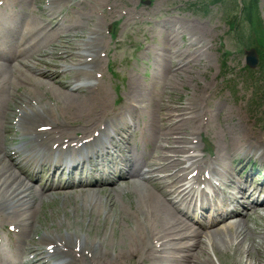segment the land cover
<instances>
[{
  "label": "bare ground",
  "instance_id": "1",
  "mask_svg": "<svg viewBox=\"0 0 264 264\" xmlns=\"http://www.w3.org/2000/svg\"><path fill=\"white\" fill-rule=\"evenodd\" d=\"M66 1L51 0V3ZM120 1L101 0L100 7L106 8L109 17L120 14L127 25L137 23L142 13L125 10ZM9 2L26 8L34 4L40 28L21 23L18 18L21 13L15 17L8 13L10 18L7 17L8 22L2 27L10 29V34H5V41L8 43L11 39V46H14L11 51L0 49V223L4 229L10 227L8 237L12 239L13 260L3 257L0 252V264H62L61 260H67L63 264L109 263L110 254L103 251L100 239L87 236L84 239L78 230L74 234L67 230L64 235L55 230L48 232L49 227L38 221L40 202L48 194L74 200L97 196L99 202L103 197L108 215L123 214L117 207V195L127 194L134 198L132 214L137 219L157 221L159 227L155 233L141 229L134 242V251L119 252V261L129 257L132 261L142 259L147 262L164 252L173 255L175 264H214L209 255L210 248L218 255L229 250L239 253L240 259H233L232 264H264V241L259 242V239L264 240V225L258 222L251 225L249 219L251 216L261 219L258 210H264V184L247 186V181L237 179L240 167L246 169L256 154H260L258 160L264 161V137L241 120L228 122L225 119V131L230 135L236 133L235 138L227 136V139L223 134L226 143L224 146L218 140L215 158L186 156L198 150L196 135L203 129L211 131L212 125L204 120L212 122L215 111L211 110L210 99L204 103L198 97H188L181 104L172 92L183 83V74L192 66H199L200 59L205 61L210 57L195 43L186 48L189 57L183 53L174 54L175 60L167 64L166 76L171 75L175 81L165 93L168 101L161 100L156 106L158 117L151 123L153 138L157 139V144L160 140L164 144L155 156L152 154L143 159L130 158L129 151L135 155L138 148L125 145L117 160L108 151L102 153L100 150L108 145L118 148V139L110 138L108 134L119 127L114 119L121 118L123 113L108 107L110 95L100 82L89 86L83 84L103 80L99 47L105 44V38L94 8L81 13V19L72 21L62 31L67 19L60 20L58 13L50 9L52 6H43V0ZM76 5L83 9L79 2ZM6 7V0H0V8L8 11ZM35 28L40 35L46 37L49 34L60 40L56 48L55 43L49 44L51 49L44 52L53 50L49 57L40 49L41 40L34 39ZM198 28L203 30L200 24L193 25L192 30ZM82 30L86 35L95 36L94 41L87 37L89 42L78 43V34ZM24 43L29 45L27 50L22 47ZM91 43L93 46L89 47ZM4 44L0 41V47ZM195 47L197 49L191 54ZM196 54H199L198 58L192 59ZM58 61L68 62L69 67H62L63 72L49 71V68L59 67ZM67 70L69 72L63 74ZM69 75L72 76L70 81L64 83L62 79L65 76L68 79ZM59 77L60 81H56ZM71 86L74 89L69 92ZM19 87H25L23 93L18 91ZM44 88L57 92L60 100L56 107L69 112L62 111L68 116L67 123L57 120L55 109L37 102V90ZM137 93V83L132 79L129 102L124 103V110L130 115L135 109L132 102L139 97ZM15 118L21 138L29 136L32 139L29 144L25 143V152L22 147L9 148L7 145V134L13 133L10 125ZM124 127L121 126L123 130ZM147 130L144 129L146 133ZM123 141L128 143L127 139L123 138ZM83 151L90 155L84 156ZM239 153L243 158L233 166ZM185 164L189 166L184 167ZM87 169L90 170L86 176L80 177V172ZM253 170L251 167L247 178L252 176ZM57 173L65 176L64 185L50 184ZM114 175L118 176L113 180ZM34 177L45 180L49 186L35 188L32 185ZM202 182H205V188H197L196 184ZM207 188L211 191L210 197ZM93 208L95 211L99 207L94 205ZM242 208L244 217L241 216ZM186 210L198 212L204 221L192 220L184 214ZM38 227L47 231L37 240L34 236Z\"/></svg>",
  "mask_w": 264,
  "mask_h": 264
},
{
  "label": "rangeland",
  "instance_id": "2",
  "mask_svg": "<svg viewBox=\"0 0 264 264\" xmlns=\"http://www.w3.org/2000/svg\"><path fill=\"white\" fill-rule=\"evenodd\" d=\"M6 2L8 3L6 8L9 12L5 8H0V41L5 43L0 49L3 51H8L9 49L11 51L14 46H11L12 40L10 39L8 43L5 41V34L9 35L10 29L2 28L8 22V13L13 17L21 13L18 16L19 20L23 24L29 23L30 28H40L38 23L40 21L37 12L36 14L34 13V4H30L26 8L25 6L17 7L15 3H11L9 0H6ZM78 2L83 9L77 7L76 4ZM120 2L125 10L142 13L137 23L127 25L125 18L121 17L120 14L109 17L106 8L100 7L101 0H68L59 4L56 2L51 3L50 0H43V6H52L50 9L58 13L60 20L63 18L67 19L62 26V31L66 30L72 21L78 18L81 19V13L88 12L92 8L95 10V17L101 22V33L105 38V44L99 47L102 57L103 80H93L83 84L89 86L91 84L97 85L100 82V85L110 95L108 107L118 109L120 110L118 111L119 113H123L121 118L114 119L119 124V127L108 134L110 138L118 139V148L108 145L106 149L100 150L102 153L108 151L118 160L121 149L125 150L126 145L138 148V152L135 155L129 151L130 158L143 159L151 157L152 154L153 156L156 155L157 149L164 143L160 140L157 144V139L153 138L151 123L153 119L157 120L158 117L156 106L161 100L168 101L165 93L169 91L170 86L175 81L171 75L166 76L167 64L170 60H175L174 54L177 53H183L186 58L189 57L190 54L186 52V48L191 43H195L196 47L201 49L202 53H206L210 59L205 61L200 59L198 62L199 66H192L187 71L188 73L183 74V83L174 88L175 92H172V95H175L176 101L181 104L188 97H198L204 103L207 99H210L211 110L215 112L212 122L204 120V123L212 125L211 131L208 132L203 129L201 134L196 135L198 150L190 152L186 156L215 158L218 153V140L225 146L226 142L223 139V134L227 139L229 138L227 136L235 138L236 133L232 131L233 134L230 135L225 131L223 124L225 119L228 122L241 120L242 123H245L258 135L264 137V70L261 68L262 62L258 63V68L249 70H247L245 63L248 47L258 48L261 42L264 44V0H260L259 3L262 30L257 29L256 26L248 29L247 25L241 23L238 15L240 6L238 7L237 5L239 0H227V7L224 5L210 7L206 16L202 12V9H205L206 2L198 3V0H121ZM193 4H197L198 8H190ZM12 7H14V10ZM228 9L231 10L229 18L225 14ZM15 11L16 14L14 13ZM90 24L92 25V23ZM198 24L203 26V30L200 28H198L199 30H192L193 25L197 26ZM37 29L35 28L36 33L33 36L36 41L41 40L40 49H42V53L51 49L49 46L51 42L55 43V48L59 45V38L48 36L49 34L46 37L44 34L40 35ZM182 32L183 34L181 35ZM239 32L244 34L245 39L243 41H246L249 35L253 36V40L247 44L238 42L236 37ZM78 36L77 42L82 44L89 42L87 37L93 41L95 39V36L86 35L83 30ZM88 46L91 47L93 45L91 43ZM22 47L27 50L29 45L24 43ZM196 47L192 48L191 54L197 49ZM51 52L43 55L49 57ZM38 55L41 54L36 56ZM198 56L199 54H196L192 59L198 58ZM57 65L59 67L49 68V71L61 70L60 72H63L62 67H69L68 62L58 61ZM68 72V70L64 71L63 74L66 75ZM71 77L69 75L67 79V76H65L62 81L67 83ZM132 79H135L137 83V94H139V97L135 102H132L135 109L130 115L125 112L124 103L129 102ZM56 81H60V77ZM73 89L74 87L71 86L69 92L73 91ZM256 89L260 90L259 94H256ZM24 90L25 87L18 88L20 93H23ZM53 91L51 88L37 90V102L44 104L50 109H55L57 120L60 119L67 123L68 116L62 111L69 112L64 108L60 110L62 107L60 109L56 107L60 99L57 92ZM173 105L176 106V104ZM122 125L125 126L124 130L121 128ZM127 125L132 126V128H128ZM10 127L13 133L7 134L8 147H22L25 152L27 148L24 145L25 143L29 144V141L32 140L31 137L21 138L16 118L12 120ZM146 128L149 129L147 133L144 131ZM108 136H105L104 139L108 140ZM123 138L127 139L128 143L124 142ZM83 155L89 156L90 153L83 151ZM259 155L256 154L252 158L246 169L242 170L243 167H240L237 179L247 181V186L264 184V175L258 173V169L264 168L262 166L264 161L258 160ZM56 156H58V153ZM240 158H243L242 153L236 155L232 165H236ZM188 166L189 164L184 165V167ZM253 166L255 167L253 174L250 178H247V173ZM215 167L217 168V166ZM39 168L40 166L37 167V169ZM106 169H109V166ZM89 170L80 172V177L84 178L86 176L85 173H88ZM117 176L114 175L112 179H117ZM65 182V176L57 173L51 179L50 184L59 186L64 185ZM32 185L35 188L49 186L45 180H37V178ZM205 185V182L197 183L196 187L203 188ZM220 186L221 184L218 183V187ZM207 192L210 197L211 191L208 188ZM98 198L96 196L74 200L48 194L40 202V208L37 212L38 221L42 222L45 227H49L48 232L55 230L60 231L64 235L67 230L69 233L73 232V234L78 230L79 236H83L84 239L86 236L100 239L103 242V251H108L110 254V260L107 264H175L176 261H174L173 255L164 252L161 256L156 255L147 262L142 259L132 261L128 256L125 261L117 260L119 252L125 251L129 253L134 251V242L137 241L141 229L155 233L159 223L149 219H137L131 212L134 198L127 194L117 195L116 197L117 207L123 210L121 215L116 212L108 215L104 209L106 205L105 199L101 197L102 202H99L96 201ZM199 199H197L198 202ZM94 205L99 207L95 211ZM240 211L242 213L241 216L244 217L243 208ZM184 214L192 217V220L196 222L200 221L202 223L204 221L196 211L186 210ZM258 215L261 219H257V216L249 218L251 225L252 222L264 225V210L259 209ZM9 228L7 226L4 229L0 223V252L3 257L13 260L12 239L8 237ZM38 228L34 236L37 240L47 231V229L45 230L42 227ZM15 237L17 236L15 235ZM203 241L205 244L207 243L204 237ZM263 241L259 239V242ZM209 255L214 264H232L233 259L239 260L241 257L239 253L235 254L233 250H229L226 254L218 255L210 248ZM181 259L179 257V260ZM61 262L63 264L67 260H61Z\"/></svg>",
  "mask_w": 264,
  "mask_h": 264
},
{
  "label": "trees",
  "instance_id": "3",
  "mask_svg": "<svg viewBox=\"0 0 264 264\" xmlns=\"http://www.w3.org/2000/svg\"><path fill=\"white\" fill-rule=\"evenodd\" d=\"M200 2H206L204 9L206 14H208L209 12V9H207L208 7L217 6L219 4L222 6L224 5L225 7L228 6V4H226L227 0H200ZM259 3L260 0L243 1V6L239 11L238 15L241 20V23L247 25L248 29H250L253 26H256L257 29L262 30V21L259 12ZM230 11L231 10L228 9V12L225 13L227 17L229 16V13H231ZM237 39L239 42H244L245 44H247L248 42L253 40V36L249 35L246 41H243L245 39L244 34L242 32H239L237 34ZM257 51L260 57V61L262 62L263 65L262 67H264V44H262V42L260 43V46L257 48Z\"/></svg>",
  "mask_w": 264,
  "mask_h": 264
},
{
  "label": "water",
  "instance_id": "4",
  "mask_svg": "<svg viewBox=\"0 0 264 264\" xmlns=\"http://www.w3.org/2000/svg\"><path fill=\"white\" fill-rule=\"evenodd\" d=\"M246 62L250 68H256L258 64V56L256 50L252 49L250 51H247Z\"/></svg>",
  "mask_w": 264,
  "mask_h": 264
}]
</instances>
